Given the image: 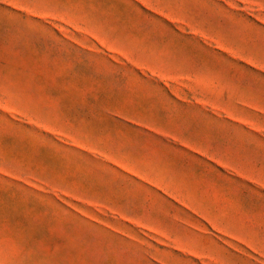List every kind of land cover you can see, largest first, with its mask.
Segmentation results:
<instances>
[{
	"label": "rangeland",
	"instance_id": "374dc122",
	"mask_svg": "<svg viewBox=\"0 0 264 264\" xmlns=\"http://www.w3.org/2000/svg\"><path fill=\"white\" fill-rule=\"evenodd\" d=\"M0 264H264V0H0Z\"/></svg>",
	"mask_w": 264,
	"mask_h": 264
}]
</instances>
